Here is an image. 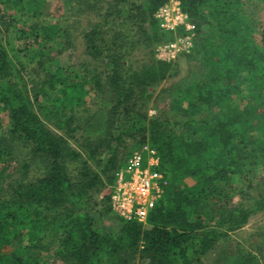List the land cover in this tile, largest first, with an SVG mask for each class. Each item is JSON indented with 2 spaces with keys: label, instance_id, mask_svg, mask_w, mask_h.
Wrapping results in <instances>:
<instances>
[{
  "label": "trees",
  "instance_id": "16d2710c",
  "mask_svg": "<svg viewBox=\"0 0 264 264\" xmlns=\"http://www.w3.org/2000/svg\"><path fill=\"white\" fill-rule=\"evenodd\" d=\"M154 1L130 3L140 13L129 22L134 33L144 36L136 44L157 45L187 33L182 26L172 31L159 27L153 14L167 0H157L148 12L141 11ZM178 1L195 25V36L199 35L204 19L209 33L217 34L210 51L205 47L207 38H194L188 60L202 55V77L173 88L171 93V111H182L184 119L185 114L188 118L184 122L176 120L170 126L161 116L147 117L142 107H128L132 95L138 93L141 99L146 87L174 73L171 62L150 54L139 68H126L124 62H119V55L110 52V59L117 62L112 66L117 75L107 74V84L114 91V99L122 100H117L119 104H114L95 124L96 131L105 132L88 142V157L83 160L66 136L44 124L36 109H45L49 117H55L59 128L62 126L57 117H61L66 127V120L73 117L68 109L78 106L79 98L85 94L80 89L84 82L74 83L58 66L53 72L46 69L44 74L40 73L37 68L43 67L42 57L46 56L33 48L20 31L11 28L22 21L32 0H13L12 8L3 13L1 17L6 20H1L4 29H0V264L36 263L35 251L43 248L44 236L59 240V249L54 245L53 253L62 264H135L136 256L141 259L139 264H199L197 260L216 241H227L230 231L264 210V177L255 172L264 165V26L254 17L256 6L264 0L250 2L251 11L248 0ZM202 9H207V16ZM127 16L121 11L114 13L113 19L116 24L127 23ZM130 18L133 15L127 20ZM51 29V33L46 32L47 43L57 38L55 27ZM119 31L117 36L112 32L116 39L109 35V43L131 35V30L125 35L124 29ZM95 34H101L99 26L85 34L86 52L93 57L101 55L104 44H108L103 41L97 45L93 41ZM32 59L37 60V66L31 68L28 82L24 71L31 67ZM139 98L130 104H137ZM118 121H122L118 127L123 133L110 134L118 140L137 133L143 135L139 139L143 141L146 132L150 133L148 140L156 144L159 169L168 175L170 184L156 201L146 225L116 216L120 226L105 233L91 222L97 215L111 212L108 201H97L95 193L104 182H112L114 172L124 164L109 147L112 138L108 135ZM175 127L177 131H170ZM10 155L22 156L21 177L25 178L33 168L40 171L41 177L23 183L19 179L13 196L8 198L4 183L12 180V172L11 164L3 157ZM89 159L101 167L93 169ZM252 177L258 178L255 184ZM235 183H240L238 201L231 205ZM228 189L231 191L225 192ZM103 202L106 206L100 205ZM46 210H51L50 216ZM23 236L27 244L22 242L13 249L14 242ZM53 239L46 243L52 244ZM226 261L225 264H260L253 255L238 253Z\"/></svg>",
  "mask_w": 264,
  "mask_h": 264
},
{
  "label": "rangeland",
  "instance_id": "374dc122",
  "mask_svg": "<svg viewBox=\"0 0 264 264\" xmlns=\"http://www.w3.org/2000/svg\"><path fill=\"white\" fill-rule=\"evenodd\" d=\"M156 1L157 0H155L153 3H149V6L146 5L147 7L141 11L148 12L151 4L156 5ZM131 2L132 0H32V3L29 5L26 13L22 16V21L17 22L14 26L11 25L12 29L18 30L22 33L23 38L30 42L33 48L41 50V52H43L46 56L42 57L43 67L37 68L39 69L40 73L44 74L46 69L50 70V72H53L55 67L58 66L61 68L63 74H68L69 79L74 83L80 84V82H84V84L81 85L80 89L85 94H83V96L79 98L80 103L78 106H76L74 109H68L67 112L73 117L66 120V127L64 126V122L61 120V117H57V119L61 122L60 126H62L63 129L59 128V125L55 123V117L48 116L45 109H36L38 117L44 122L47 127L53 129L61 135L66 136L67 139L70 140L69 143L79 151V155L81 156L82 160L83 158L88 157L86 153L88 142L98 139L101 136L100 134H103L105 132V130L96 131L97 128L95 127L98 124L99 120L102 119L105 114L107 115V113L112 110V106L114 104H117V100H122V97H119L116 100L114 99V91L107 84L109 78L108 77L106 79L107 74L108 76L110 74H114L115 76L117 75V72L113 71L112 69V66L117 65V62L115 63L110 59V52L118 54L119 62H124L126 68L128 65L132 66L133 68H139L149 59L150 54H152V57H154L155 59L165 61L167 60L166 56L160 55V53L156 50V46H158L159 44H152L151 46H149V44L148 46H143L141 43L136 44L141 39L142 34L134 33L135 28L129 21H133L134 19L138 18L140 11L135 12V8L132 9L130 7L132 5H130ZM250 2H253V0L247 1V7L249 6ZM12 5L13 0H0L1 30L4 29L1 20L5 19L1 16L3 15V13L7 12V9L9 11L12 8ZM249 9L251 11L252 7ZM121 11L124 12L125 15H128L127 18L133 15V19L130 18L127 20L126 18L125 21L127 23L116 24V21L113 19L114 13H120ZM202 12L205 16H207V9H202ZM254 12L256 22L264 26V3L262 5L260 4L259 6H256ZM27 17H30V19H24ZM49 24L55 25L52 26ZM94 26H99L101 34H95L93 41L97 43V45L100 42L102 43L103 41H107L108 44H104L101 55L93 57L86 52L85 34ZM51 27H55L57 38L54 39L55 42L47 43V41L49 40V36L46 34V32L50 31L51 33V31L53 30L51 29ZM119 27L124 29V31H122L123 35L127 34L129 30H131L130 33L133 36L129 35L122 41H120V39H117L115 44L109 43V37L113 35L112 32H114V34L117 36L116 32L118 30H122ZM209 29V24H207V20L204 19L199 29V35L195 36L194 32V38L197 37V40L203 36L205 37V39L207 38L205 41V45L207 46L205 47L210 51L211 44H214L217 40V34L209 33ZM64 32L69 33L65 36ZM202 33H206V36ZM115 35H113L111 39H116ZM143 38L144 36H142V39ZM194 38L192 41V46L190 45L188 50L186 49L181 54H177L174 58H170L169 61L167 60V62H171L172 65H174V73L171 76L159 81L154 86L151 85L146 87L142 92L143 94L141 99L139 98L138 93L132 95V99L130 100V102L127 99L128 107L134 106L136 109L142 107V111L146 113L147 117L161 116V119L163 121L170 122V126L176 120L184 122V120L188 118L187 114H185L184 119V116L181 113L182 111H178L176 113L172 112L169 104L171 93L172 91H175V89L173 88L184 87L186 86V83H189L191 80L196 79V77L198 79L202 77V71H204L203 64L200 62L202 55L199 53L197 54V58L188 60L194 46ZM18 43H20V41H17V44ZM36 53L39 54L38 51ZM33 60L34 59H32V61ZM31 64V67H28L26 71H24V76L28 80V82H30L29 74L31 68L37 66V60H34ZM123 96L124 98L126 97L125 94ZM138 98L139 100L136 101L137 104H130L134 101V99ZM1 115L3 116V114ZM121 123L122 121H118L117 125H115V128L112 129L108 135V138H112V141H110L109 143L110 150L113 151L114 155H116V159L118 161L122 159L123 163L125 164L126 160L132 152L141 148L144 149L147 145L156 150V144L148 140L150 134L148 131L144 135L145 139L143 141H139V139H141L140 136L143 135H139L137 133H134V136H132L131 134L123 135V137L119 138V140L114 138L113 136H110V134L112 133L114 134V136L116 134L123 133V130L118 127ZM55 126H57V128ZM99 126L100 125H98V127ZM170 126L167 128H170ZM6 128V125H4V130H6ZM174 130H176V127L170 129V131ZM185 130L190 131V129H188L187 127L185 128ZM135 143H138L137 147H134ZM103 151L104 149L100 150V153ZM97 153H99V150L97 151ZM21 158L22 156L20 157L17 155L3 157L4 161H6L7 164H11L9 170L10 172H12V176L10 178L12 180L4 183L8 198L13 196V191L16 188L17 183H19V179L23 183L27 182L32 177V180L36 179L40 175V171L33 168L28 170L29 174H27L25 178L21 177L20 175L22 172L19 171ZM28 158H30V155H28ZM89 160L93 165L91 159ZM107 164L109 165L110 162L108 161ZM93 167V169L97 170L101 167V165L97 163L93 165ZM70 170L72 172L71 167ZM255 172L257 176L264 177V165L258 166ZM163 174L164 179L166 178L167 180V185L164 188L165 190L170 184V178L164 172ZM252 178L253 183L255 184L258 178ZM113 183L114 179L110 183L104 182L103 185L98 188L97 192L95 193L97 201L107 200L110 206L109 194L110 188ZM173 185L175 186L176 183H173ZM239 188L240 183H235L234 188H232L233 191L231 192V205L236 204L238 201ZM228 191L231 190H225V192ZM105 204L106 203L103 202L100 205L106 206ZM101 206H98L97 208H101ZM154 207L155 205L153 206V208ZM153 208L150 209L149 213ZM50 211L51 210L45 211L47 212L48 216H50ZM110 211L111 212L108 214L101 213L99 216L97 215L96 218H94L93 222H91L92 226L105 233L118 229V227L120 226V221L117 217L120 216L117 212L112 210L111 206ZM192 219L193 221L195 220L194 218ZM146 220L147 218L142 221V223H144L145 225ZM50 232V230L46 231L45 234L49 235ZM228 237L229 238L227 239V241L224 238L216 241L214 246L197 260L198 263L225 264L227 263V259H229L230 257L233 258L234 255L238 253L239 255L244 254L246 256L253 255V257H255L260 264H264V210L258 211L253 216H251L248 219L247 223L239 229L230 231L228 233ZM41 239L44 245L41 243L43 245V248L35 251V253H37L38 259L34 264H62L61 260L57 258L53 253L55 250L54 245L56 246V249H59V240H54L52 236H44ZM52 239V244L46 243L51 241ZM20 241L14 242L12 248H18V245L22 242L25 245L27 244V240L24 239V236L20 239ZM139 263H141V259L136 256L135 264Z\"/></svg>",
  "mask_w": 264,
  "mask_h": 264
},
{
  "label": "built area",
  "instance_id": "2783aa9c",
  "mask_svg": "<svg viewBox=\"0 0 264 264\" xmlns=\"http://www.w3.org/2000/svg\"><path fill=\"white\" fill-rule=\"evenodd\" d=\"M153 16L164 30L172 31L182 26L187 31L172 41L156 46L160 55L166 56L169 61L192 46L195 25L189 21L178 1L168 0L161 4ZM159 166L158 153L147 145L132 152L125 164L114 172V183L109 194L110 206L122 219L142 222L147 218L167 185Z\"/></svg>",
  "mask_w": 264,
  "mask_h": 264
}]
</instances>
